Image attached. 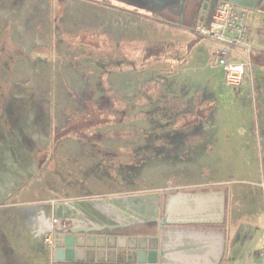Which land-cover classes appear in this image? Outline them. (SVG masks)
Wrapping results in <instances>:
<instances>
[{
  "label": "rangeland",
  "instance_id": "obj_1",
  "mask_svg": "<svg viewBox=\"0 0 264 264\" xmlns=\"http://www.w3.org/2000/svg\"><path fill=\"white\" fill-rule=\"evenodd\" d=\"M173 1L0 0V264H56L30 217L160 244L168 195L220 189L225 264H264V13L235 51L243 85L222 86L219 44L179 29Z\"/></svg>",
  "mask_w": 264,
  "mask_h": 264
},
{
  "label": "water",
  "instance_id": "obj_2",
  "mask_svg": "<svg viewBox=\"0 0 264 264\" xmlns=\"http://www.w3.org/2000/svg\"><path fill=\"white\" fill-rule=\"evenodd\" d=\"M226 211L225 189L168 195L160 244L155 239L131 238L128 249L132 250L133 261L138 264H220L226 247L225 233L215 229L188 227H221L226 223ZM120 229L121 227L112 226L94 227L78 229L68 235H58L54 259L56 262L83 260L80 259L82 252L85 254L86 249L88 252H95L93 250L97 248L96 238L85 235ZM79 234L83 236H78ZM125 240V237L116 239L118 243Z\"/></svg>",
  "mask_w": 264,
  "mask_h": 264
},
{
  "label": "built area",
  "instance_id": "obj_3",
  "mask_svg": "<svg viewBox=\"0 0 264 264\" xmlns=\"http://www.w3.org/2000/svg\"><path fill=\"white\" fill-rule=\"evenodd\" d=\"M194 34L203 40L219 44L211 55V63L222 68V86L240 87L243 85L250 65L248 61L236 60L235 51L252 53L249 23V11L232 0L218 2L213 13L204 12L200 15ZM89 225L84 217L77 228ZM30 234L35 239H42L51 246L56 247V237L69 229L63 227L60 219H51L41 216L28 222ZM59 233V234H58Z\"/></svg>",
  "mask_w": 264,
  "mask_h": 264
},
{
  "label": "crops",
  "instance_id": "obj_4",
  "mask_svg": "<svg viewBox=\"0 0 264 264\" xmlns=\"http://www.w3.org/2000/svg\"><path fill=\"white\" fill-rule=\"evenodd\" d=\"M114 1L117 2V0H114ZM118 1L121 2V0H118ZM232 1L236 2L237 4L246 8L249 11L250 20H254V16L256 14L255 13L256 7L259 8V10L264 13V0H232ZM182 2L184 6L182 7L181 12H179L176 15V19H178L177 26L179 27V29H185L187 30V32L190 33V31L192 30V27L197 22L198 17L201 14V11L206 8L205 4L207 0H190L189 7L185 6V3L187 4V0H183ZM162 3L163 5H161ZM174 3L175 1L173 0H144L142 5L144 6L143 8H145V10L155 11V10H159V7H160L161 11H165L169 9L168 8L169 5H172V4L175 5ZM190 18L194 19L193 22L192 21L190 22V26L184 25L186 19L188 20ZM196 45L197 44H195L192 51L195 50ZM33 219L34 218L30 217L28 222H30ZM98 227H101V226H98ZM103 227H107V226L104 225ZM139 227L147 231V225L144 224V225H140ZM162 229L163 228H161V231L159 233L160 239L162 235ZM191 229H195V228H191ZM211 229L222 231L226 235L225 253L220 263V264H225L226 261L224 259L226 257L227 258L231 257L230 255L231 249L229 248V238H228L227 232L221 227L204 228L200 230H211ZM115 232H104V233H96L92 235H85V236H92V237L94 236L96 238L97 248L93 250L95 252H91V251L88 252L89 250L85 248L86 249L85 254L84 252L80 254L82 256V257L80 256V259H83V260H76L74 262H56L54 259V261L56 264H138L137 262L133 261L134 256L132 255V250L128 249L130 245L129 240L131 238H137V239H141V238L152 239V238L147 237V236H139V237L138 236H122V235H117L116 234L117 232L116 233ZM113 233H115L116 235L115 234L113 235ZM78 236H83V235L79 234ZM119 237H125L126 240L120 241L118 243L116 239Z\"/></svg>",
  "mask_w": 264,
  "mask_h": 264
},
{
  "label": "flooded vegetation",
  "instance_id": "obj_5",
  "mask_svg": "<svg viewBox=\"0 0 264 264\" xmlns=\"http://www.w3.org/2000/svg\"><path fill=\"white\" fill-rule=\"evenodd\" d=\"M217 2V0H213V3L214 2ZM140 226V225H139ZM138 227V226H137ZM163 228V226L161 227ZM188 228H195V229H204V228H215V227H211V226H191V227H188ZM134 229H135V226L134 227H129V228H126V229H123V230H118L116 231L115 233L117 235H122V236H146V234H137V232H134ZM123 232V233H122ZM146 232V231H145ZM113 233V235L115 234ZM115 234V235H116ZM151 236V235H150Z\"/></svg>",
  "mask_w": 264,
  "mask_h": 264
},
{
  "label": "trees",
  "instance_id": "obj_6",
  "mask_svg": "<svg viewBox=\"0 0 264 264\" xmlns=\"http://www.w3.org/2000/svg\"><path fill=\"white\" fill-rule=\"evenodd\" d=\"M215 2H216V1H215ZM214 10H215V9H214ZM214 10H213L211 13H213ZM197 39H198V38H197ZM199 40H201V39L199 38ZM255 57H256V60H257L256 63H259V60H260V59H264L263 56H261L262 58H260V56H258V55H257V56H256V55H253V59H255ZM94 123H96V122H94V121H91L90 123L87 122L86 127H87V126L89 127L90 125H92V124H94ZM80 126H83V125L80 124V125H78L77 127H80ZM69 130H71V129H69ZM65 134H66V132H65Z\"/></svg>",
  "mask_w": 264,
  "mask_h": 264
}]
</instances>
